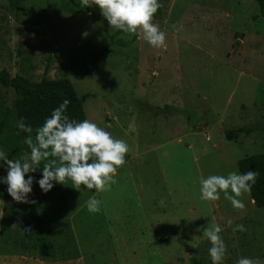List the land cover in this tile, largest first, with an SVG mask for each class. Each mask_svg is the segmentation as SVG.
<instances>
[{
  "label": "rangeland",
  "instance_id": "obj_1",
  "mask_svg": "<svg viewBox=\"0 0 264 264\" xmlns=\"http://www.w3.org/2000/svg\"><path fill=\"white\" fill-rule=\"evenodd\" d=\"M14 2L0 0V70L34 81L68 78L77 95L89 94L86 119L129 150L107 191L52 181L42 198L32 176L35 203H21L0 183V264H190V257L212 264L204 231L216 224L227 249L221 264L242 257L264 264V206L254 207L248 192L237 210L223 192L204 201L199 191L200 178L238 172L237 159L264 152L261 130L222 135L264 122L257 3L158 0L152 22L166 46L156 48L81 0ZM12 100L0 85V106ZM92 196L101 201L97 213L86 207ZM238 224L246 231L234 232Z\"/></svg>",
  "mask_w": 264,
  "mask_h": 264
},
{
  "label": "clouds",
  "instance_id": "obj_2",
  "mask_svg": "<svg viewBox=\"0 0 264 264\" xmlns=\"http://www.w3.org/2000/svg\"><path fill=\"white\" fill-rule=\"evenodd\" d=\"M83 7L95 5L99 8L109 26L129 34L142 35V38L156 48L165 47L166 33L152 22L154 14L162 6L158 0H81ZM69 100L65 99L45 118L43 124L36 129L35 141L29 135L24 143L30 148V156L22 159H8L0 151V160L7 166V175L0 177V183L7 184V192L16 202L35 203L29 201L28 194L32 191L34 178L25 174L34 172L46 161L42 168V178L36 181L43 192L49 191L52 181L65 184L71 180L72 187L80 190L81 185L97 192L110 190L117 169L125 163L128 145L125 141L112 136L109 131L95 122L83 119H69L65 114ZM20 131L31 133L32 127L26 125L24 119L17 121ZM19 134V133H17ZM52 159H49V158ZM259 173L249 170L245 173L237 171L225 175H209L200 178V199L216 201L223 192L225 199L239 210L245 207L239 199L244 193L250 192ZM231 192V194H230ZM161 205L164 200L159 201ZM101 201L92 196L86 201L89 212L100 211ZM3 215H0L2 217ZM229 220L228 224L231 225ZM18 226L13 223L11 227ZM28 231V229H23ZM222 228L219 224L205 229L204 236L210 241L208 253L212 264H221L225 257L226 245L219 235ZM233 231H246L244 225L238 224ZM236 264H259L247 257L239 258Z\"/></svg>",
  "mask_w": 264,
  "mask_h": 264
},
{
  "label": "trees",
  "instance_id": "obj_3",
  "mask_svg": "<svg viewBox=\"0 0 264 264\" xmlns=\"http://www.w3.org/2000/svg\"><path fill=\"white\" fill-rule=\"evenodd\" d=\"M14 1L15 4L18 0ZM254 1L257 3L259 13L264 15V0ZM105 49V46L99 48L92 59H97ZM0 85L9 87L13 92V100L10 105L0 106V151H3L8 159L16 160L22 159L26 155L30 156L31 150L24 143V139L31 135L35 141L36 129L43 124L45 118L49 117L53 109L58 107L63 100L67 99L70 101L65 111L69 119H76L77 121L86 119L82 102L89 94L77 95L69 79L64 76L52 79L41 77L39 80L34 81L20 74L10 76L5 70L1 69ZM21 118L24 119L26 125L32 127L31 133L18 129L17 121ZM253 130H261L264 133V122L260 124L259 121H254L234 128H224L222 135L225 139L232 140L240 133L248 134ZM49 159L52 158L50 157ZM45 162L42 161L36 171L25 174L26 178L31 175L38 180L41 179ZM236 167L239 173H245L249 170L259 173L255 184L252 185L248 194L254 207L264 206V152L249 154L237 159ZM6 169V164L1 160L0 176L7 174ZM39 193L43 198L45 193L40 186ZM27 229L32 231L28 226ZM189 263L203 264L194 257H190Z\"/></svg>",
  "mask_w": 264,
  "mask_h": 264
},
{
  "label": "crops",
  "instance_id": "obj_4",
  "mask_svg": "<svg viewBox=\"0 0 264 264\" xmlns=\"http://www.w3.org/2000/svg\"><path fill=\"white\" fill-rule=\"evenodd\" d=\"M61 195V194H60Z\"/></svg>",
  "mask_w": 264,
  "mask_h": 264
},
{
  "label": "water",
  "instance_id": "obj_5",
  "mask_svg": "<svg viewBox=\"0 0 264 264\" xmlns=\"http://www.w3.org/2000/svg\"><path fill=\"white\" fill-rule=\"evenodd\" d=\"M252 201V200H251Z\"/></svg>",
  "mask_w": 264,
  "mask_h": 264
}]
</instances>
